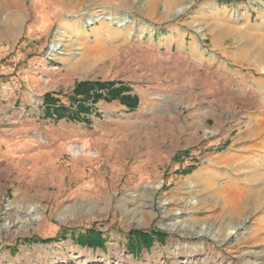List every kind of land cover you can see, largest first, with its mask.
Wrapping results in <instances>:
<instances>
[{
	"label": "rangeland",
	"instance_id": "1",
	"mask_svg": "<svg viewBox=\"0 0 264 264\" xmlns=\"http://www.w3.org/2000/svg\"><path fill=\"white\" fill-rule=\"evenodd\" d=\"M263 64L264 0H0V264H264ZM85 80L139 105L49 117Z\"/></svg>",
	"mask_w": 264,
	"mask_h": 264
},
{
	"label": "trees",
	"instance_id": "2",
	"mask_svg": "<svg viewBox=\"0 0 264 264\" xmlns=\"http://www.w3.org/2000/svg\"><path fill=\"white\" fill-rule=\"evenodd\" d=\"M130 92V87L121 82L85 80L78 81L71 94L68 95L71 105L60 104L59 98L54 93H47L44 103L49 117L57 119L67 117L78 121H90L86 115L92 112L95 105L101 100L112 101L118 99L129 111L135 110L140 100L136 94ZM191 168L193 167L189 168V172ZM152 234V232L148 233L143 230H133L129 233V237L138 243L141 241L149 243ZM78 242L79 245L84 247L104 246V240L99 233L91 234L90 237L87 236L84 240Z\"/></svg>",
	"mask_w": 264,
	"mask_h": 264
},
{
	"label": "bare ground",
	"instance_id": "3",
	"mask_svg": "<svg viewBox=\"0 0 264 264\" xmlns=\"http://www.w3.org/2000/svg\"><path fill=\"white\" fill-rule=\"evenodd\" d=\"M191 3H192V1H189V2L185 3L182 6V8H179L178 10L179 11H182V10L188 8V5H190ZM212 11H216V10L214 9ZM83 15L86 16V18L88 19V21H89L90 24H94V22L95 21H98V20L108 21L109 23L110 22L112 23L115 20L116 22L119 23V26H122V25H125L129 21V19H128L127 16L118 17L115 14H111V13L110 14L109 13L107 14L104 10H102V12L100 14H95V15L90 14L88 11H86V12H84L82 14V17L81 16H75V15L71 14L69 16V19L70 20H73L74 22H76V21L78 22L79 20H81L83 18ZM61 50L62 49H61V42L60 41H56L55 40L54 42H52V44H51V50H50L51 54H53V55L61 54ZM261 69L264 72V64L262 65V68ZM159 186H160V184L157 185L152 192L155 193ZM226 211H227L226 213L231 216V219L233 221L235 219L234 218V214H236V217H239V214L242 213V206L239 207L235 203H233L231 205L229 204V207L226 209ZM237 214H238V216H237ZM40 217L41 216L39 215V213L36 212L35 214H29V219H27V220H29L30 222H33V221L38 220ZM232 221H231V223H232ZM262 222L264 224V218H263V221ZM263 224H262L263 227L262 226H259L258 229H263L264 228V225ZM236 227L237 226H235V225L234 226L233 225L230 226L229 227L230 229L228 230V235H231L232 233H234L235 230H236ZM255 229H257V228H255Z\"/></svg>",
	"mask_w": 264,
	"mask_h": 264
}]
</instances>
